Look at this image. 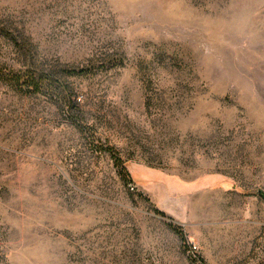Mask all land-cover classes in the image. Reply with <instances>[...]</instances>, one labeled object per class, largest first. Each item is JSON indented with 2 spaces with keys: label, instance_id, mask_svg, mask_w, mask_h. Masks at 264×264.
<instances>
[{
  "label": "rangeland",
  "instance_id": "1",
  "mask_svg": "<svg viewBox=\"0 0 264 264\" xmlns=\"http://www.w3.org/2000/svg\"><path fill=\"white\" fill-rule=\"evenodd\" d=\"M0 264H264V0H0Z\"/></svg>",
  "mask_w": 264,
  "mask_h": 264
},
{
  "label": "trees",
  "instance_id": "2",
  "mask_svg": "<svg viewBox=\"0 0 264 264\" xmlns=\"http://www.w3.org/2000/svg\"><path fill=\"white\" fill-rule=\"evenodd\" d=\"M11 81L15 83V85H18V78L17 77H11ZM43 80L42 79H34L33 77H30L29 80L26 82L27 87L28 88H32V90H38L43 84ZM45 85H51V81L47 80ZM31 89L27 90L28 91H32ZM157 213H159L160 215H164L163 212L161 211H156Z\"/></svg>",
  "mask_w": 264,
  "mask_h": 264
}]
</instances>
